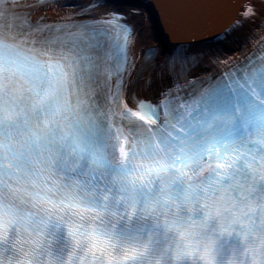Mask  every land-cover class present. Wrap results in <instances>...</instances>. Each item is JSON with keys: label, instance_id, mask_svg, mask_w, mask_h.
<instances>
[{"label": "snow or ice", "instance_id": "obj_1", "mask_svg": "<svg viewBox=\"0 0 264 264\" xmlns=\"http://www.w3.org/2000/svg\"><path fill=\"white\" fill-rule=\"evenodd\" d=\"M261 36L264 0H0V224L90 203L131 227L156 190L257 182L264 39L225 47Z\"/></svg>", "mask_w": 264, "mask_h": 264}, {"label": "clouds", "instance_id": "obj_2", "mask_svg": "<svg viewBox=\"0 0 264 264\" xmlns=\"http://www.w3.org/2000/svg\"><path fill=\"white\" fill-rule=\"evenodd\" d=\"M192 184L156 190L131 227L98 204H21L0 224V264H264V176Z\"/></svg>", "mask_w": 264, "mask_h": 264}, {"label": "bare ground", "instance_id": "obj_3", "mask_svg": "<svg viewBox=\"0 0 264 264\" xmlns=\"http://www.w3.org/2000/svg\"><path fill=\"white\" fill-rule=\"evenodd\" d=\"M152 14H153V13H152ZM153 28H154V32H155V25H154V24H153ZM157 29H158V30H161L160 27H158V25H157ZM153 34L155 35V33H153Z\"/></svg>", "mask_w": 264, "mask_h": 264}]
</instances>
